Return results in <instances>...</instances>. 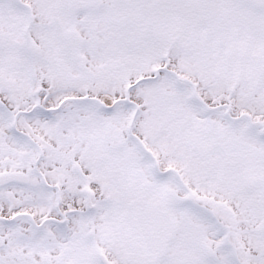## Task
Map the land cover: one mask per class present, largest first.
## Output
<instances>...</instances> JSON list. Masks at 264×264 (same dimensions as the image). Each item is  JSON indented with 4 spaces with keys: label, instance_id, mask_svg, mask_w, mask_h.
<instances>
[{
    "label": "snow or ice",
    "instance_id": "6c2138e0",
    "mask_svg": "<svg viewBox=\"0 0 264 264\" xmlns=\"http://www.w3.org/2000/svg\"><path fill=\"white\" fill-rule=\"evenodd\" d=\"M0 264H264V0H0Z\"/></svg>",
    "mask_w": 264,
    "mask_h": 264
}]
</instances>
